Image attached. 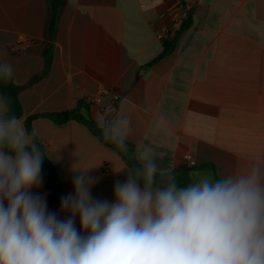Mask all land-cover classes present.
Instances as JSON below:
<instances>
[{
    "label": "crops",
    "instance_id": "1",
    "mask_svg": "<svg viewBox=\"0 0 264 264\" xmlns=\"http://www.w3.org/2000/svg\"><path fill=\"white\" fill-rule=\"evenodd\" d=\"M175 1L0 0V63L12 65L16 85L43 72L44 44H52L46 76L19 93L18 120L25 127L29 116L72 111L84 102L100 127L102 110L117 95L107 119L116 113L131 119L128 143L136 160L138 146L148 148L182 185L194 174L215 179L264 161V0H184L191 5L188 26L174 28L172 53L152 64L164 50L155 36L159 15ZM95 97L100 105L91 103ZM33 127L62 196L73 192L74 170L93 168V197L113 201L115 182L127 176L115 172L127 168L119 155L75 121L35 118ZM33 191L46 195L42 187ZM47 204L68 218L60 201L47 198Z\"/></svg>",
    "mask_w": 264,
    "mask_h": 264
},
{
    "label": "clouds",
    "instance_id": "2",
    "mask_svg": "<svg viewBox=\"0 0 264 264\" xmlns=\"http://www.w3.org/2000/svg\"><path fill=\"white\" fill-rule=\"evenodd\" d=\"M12 76V65L0 63V77ZM100 128L127 152L128 116L102 118ZM38 135L0 95V264H264V161L215 179L194 174L182 185L138 146L137 164L115 171L127 176L115 182L111 202L93 197V168L74 170L61 219L33 191L43 184Z\"/></svg>",
    "mask_w": 264,
    "mask_h": 264
},
{
    "label": "trees",
    "instance_id": "3",
    "mask_svg": "<svg viewBox=\"0 0 264 264\" xmlns=\"http://www.w3.org/2000/svg\"><path fill=\"white\" fill-rule=\"evenodd\" d=\"M62 5H63L62 3L59 4L61 9H62ZM185 22L186 23H182L178 32L184 30L188 26L189 23L188 20ZM176 39L177 37L175 36L172 39L163 42V48H164L163 53L155 61H153L152 64L162 60L164 57L172 53L176 44ZM42 56L44 60L43 72L40 75H37L32 79H30V81L26 85L18 86L13 82L11 78L4 79L3 77H0V95H5L8 97L10 101V112L14 114L17 118H19L22 115V108L18 99L19 93L27 86H30L31 84L37 82L41 77L46 76V74L50 69L52 62L51 43L44 44ZM87 109H88V105L86 103L79 102L77 104V107L72 111L29 116L26 118L24 125L25 128L30 133L32 130L31 121L34 120L35 118H45L55 125H63L68 121H75L85 126L101 145L105 146L106 148L114 151L117 155H119L127 167L136 165L137 160L135 158L134 145L128 143L127 152H119L113 143L104 140L101 134V128L98 127V125L86 115ZM35 139L37 145L44 153V158H45L42 165L43 184L41 187L43 188L49 202L52 204H56L61 200L62 197V183L57 175L53 163L48 158L44 147L39 143L37 137ZM182 170H185V168L183 167Z\"/></svg>",
    "mask_w": 264,
    "mask_h": 264
},
{
    "label": "built area",
    "instance_id": "4",
    "mask_svg": "<svg viewBox=\"0 0 264 264\" xmlns=\"http://www.w3.org/2000/svg\"><path fill=\"white\" fill-rule=\"evenodd\" d=\"M191 5L184 0H177L172 5L164 8L160 13L159 19H162L155 30L156 38L162 43L173 38L174 28H180L182 23L190 19ZM117 95L112 96V104L109 107H104L102 110L105 118L107 119L116 110L115 103L118 101ZM91 103L100 105V97H95ZM183 160L188 167H194L195 162L191 159L189 154L183 156Z\"/></svg>",
    "mask_w": 264,
    "mask_h": 264
}]
</instances>
